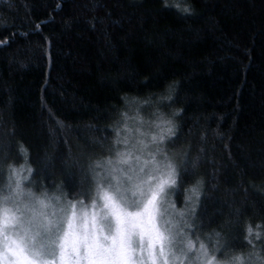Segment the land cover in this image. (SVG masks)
Returning <instances> with one entry per match:
<instances>
[{
	"label": "trees",
	"instance_id": "obj_1",
	"mask_svg": "<svg viewBox=\"0 0 264 264\" xmlns=\"http://www.w3.org/2000/svg\"><path fill=\"white\" fill-rule=\"evenodd\" d=\"M136 105L151 122L182 110L165 145L184 175L177 209L204 181L193 239L211 250L221 231L227 255L264 257V235L244 239L264 230V0H0V184L23 144L34 192L87 196L89 164Z\"/></svg>",
	"mask_w": 264,
	"mask_h": 264
},
{
	"label": "snow or ice",
	"instance_id": "obj_2",
	"mask_svg": "<svg viewBox=\"0 0 264 264\" xmlns=\"http://www.w3.org/2000/svg\"><path fill=\"white\" fill-rule=\"evenodd\" d=\"M175 88V83L166 85L157 102L171 101ZM181 111L177 108L172 117H165L157 108L159 115L152 123L158 131L135 130L140 137L151 135L149 141L138 137L132 147L117 150L114 158L90 163L95 184L87 204L84 199H62L63 193L49 196L47 191L37 194L26 188L24 181L33 169L26 166L28 150L21 144L25 164L8 165L7 192L0 190V264H264L255 250L219 257L229 244L217 230L207 234L214 241L211 250L199 237L196 248L185 229L194 226L190 217L199 203L202 178L185 189L184 208L165 199L184 182L178 165L160 147L175 134L173 117ZM121 115L124 123L116 122L113 143L128 145L132 129L127 113ZM149 144L154 151L148 150ZM192 163L195 167L196 160ZM245 231L244 239L255 248L253 233L259 239L264 230L247 224ZM193 251L196 255L190 258Z\"/></svg>",
	"mask_w": 264,
	"mask_h": 264
},
{
	"label": "rangeland",
	"instance_id": "obj_3",
	"mask_svg": "<svg viewBox=\"0 0 264 264\" xmlns=\"http://www.w3.org/2000/svg\"><path fill=\"white\" fill-rule=\"evenodd\" d=\"M141 107V105H136L135 106V109H133L131 112H129L127 115H128V117H129V119H128V121H127V123H128V126H129V128H131L132 129V132H131V134H130V139H129V144L128 145H124V144H115L114 143V145H113V150H112V152L109 154V157H112V158H114L115 157V155H116V152H117V150H122V149H124V148H126V147H132V145L136 142V140H137V138L139 137V138H141V139H144L145 141H149L150 139H151V135H146V136H143V137H140L139 136V133H137L135 130H136V128H140L141 129V131L142 132H146V133H152V132H156V131H158V129L155 127V125L150 121V120H146V121H143V119L141 118L142 116H141V113L139 112V108ZM137 115H139V117H140V119H136V117H137ZM144 122H145V124H144ZM124 123V119L122 118V120H121V125ZM121 132H122V134L124 133V129L123 128H121ZM168 138H170V137H166V139L163 141V142H161L160 143V147L163 149V151L170 157V158H172V159H174V156L171 154V153H169V152H167V150H166V146L167 145H165V142H166V140L168 139ZM148 150H150V151H154L155 150V146L154 145H151V144H149V146H148ZM108 158V157H107ZM158 158H160V157H158ZM98 171H99V169H97ZM91 182H93V186H92V190H94V184H95V182L93 181V179H92V173H91ZM7 181H8V176L7 177H5L4 178V181H3V183H1L0 184V190H3V192H7V188H6V185H7ZM24 186L26 187V188H30V185H29V179L27 180V181H24ZM33 190V189H32ZM91 190V191H92ZM33 192H34V190H33ZM36 193V192H35ZM37 194H39V192H37ZM48 195L49 196H53V195H55V194H52V193H48ZM90 198H91V196H90V193L88 194L87 193V196H84V197H82V198H79V199H84V201H85V203L87 204L88 202H89V200H90ZM171 196H170V191L168 192V194H167V196L165 197V199L166 200H171ZM53 203H55V201H53ZM165 207H166V204H165ZM169 211H171L170 209H169ZM193 229V228H192ZM192 229L191 230H188V229H185V231L186 232H188L189 233V235L191 236V238L193 239V235H194V233L192 232L191 233V231H192ZM193 236V237H192ZM199 237V236H198ZM195 242H196V244H195V246H196V248H199V241L198 240H195V239H193ZM199 240H200V237H199ZM211 241V240H210ZM212 242V241H211ZM214 243V242H213ZM214 245V244H213ZM225 253V251L223 252V255H225L224 254ZM247 254V253H246ZM196 255V252L195 251H193V252H190L189 253V257L191 258V257H194ZM223 255H222V251L220 252V257L222 258L223 257ZM230 256V255H229Z\"/></svg>",
	"mask_w": 264,
	"mask_h": 264
}]
</instances>
